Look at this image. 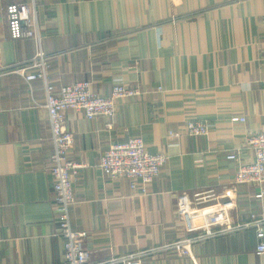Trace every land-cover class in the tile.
Returning <instances> with one entry per match:
<instances>
[{
  "label": "crops",
  "instance_id": "crops-1",
  "mask_svg": "<svg viewBox=\"0 0 264 264\" xmlns=\"http://www.w3.org/2000/svg\"><path fill=\"white\" fill-rule=\"evenodd\" d=\"M29 1L0 0V68L35 53L32 40L10 38L5 18L8 5ZM36 12L56 90L89 82L108 96L120 82L138 91L112 120L63 115L79 166L71 224L86 233L91 264L264 215L259 189L235 184L236 163L226 159L237 152L252 162L245 137L264 129V0H39ZM44 103L41 81L0 76V264L64 261ZM188 120L207 123L208 134L177 135ZM131 137L168 158L144 194L98 166L109 143ZM256 246L243 230L195 244L190 257L142 264H264Z\"/></svg>",
  "mask_w": 264,
  "mask_h": 264
},
{
  "label": "built area",
  "instance_id": "built-area-1",
  "mask_svg": "<svg viewBox=\"0 0 264 264\" xmlns=\"http://www.w3.org/2000/svg\"><path fill=\"white\" fill-rule=\"evenodd\" d=\"M39 0L29 3H13L6 7L5 18L9 36L13 40L28 39L35 44L34 55L26 61L0 68V76L15 74L27 84L41 81L44 85V107L48 114L50 141V175L54 193V211L59 223L58 235L62 239L64 261L61 264H91L90 252L83 247L85 232H78L71 224L70 210L74 204L72 177L78 170L77 165L69 159L72 137L64 129L63 115L66 111L81 114L87 120L115 116L117 104L126 98L136 96L138 91L117 82L108 96L92 92L89 82H79L62 86L58 90L48 80L49 58L43 50V36L38 27L36 10ZM244 122L243 118L239 119ZM112 129L110 123L107 124ZM207 123L188 120L182 124L179 134L190 137H203L208 134ZM243 147L253 155L252 162H241L238 153L229 154L226 159L236 163L235 184H250L259 189L256 198H264V129L245 137ZM167 156L147 151L139 137H131L124 142L109 143L99 159V168L107 179L123 180L130 188L140 194L146 192L147 186L159 176L167 163ZM253 230L257 240L256 253L264 255V215L252 214L244 223H229L224 226L215 224L213 228L195 232L187 237L160 246L141 250L120 258H113L101 264H142L150 257L160 255H177L190 257L192 246L216 237L243 230Z\"/></svg>",
  "mask_w": 264,
  "mask_h": 264
}]
</instances>
